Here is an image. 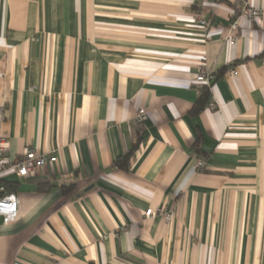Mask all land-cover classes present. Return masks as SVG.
Here are the masks:
<instances>
[{
  "label": "crops",
  "instance_id": "crops-1",
  "mask_svg": "<svg viewBox=\"0 0 264 264\" xmlns=\"http://www.w3.org/2000/svg\"><path fill=\"white\" fill-rule=\"evenodd\" d=\"M245 2L264 10L0 0L7 156L58 155L8 176L18 216H0V264H264V14L239 18ZM129 152L130 169L115 168Z\"/></svg>",
  "mask_w": 264,
  "mask_h": 264
},
{
  "label": "built area",
  "instance_id": "built-area-1",
  "mask_svg": "<svg viewBox=\"0 0 264 264\" xmlns=\"http://www.w3.org/2000/svg\"><path fill=\"white\" fill-rule=\"evenodd\" d=\"M264 14V10L254 8L245 2L240 7L238 14L239 18L260 19ZM200 23L205 24L204 20L200 19ZM236 24V23H235ZM231 44L235 42V38L230 40ZM232 75H237L236 68L230 69ZM215 78L213 73H201L197 81L199 83H210ZM212 108L215 106L213 103L210 105ZM138 119L145 121L147 119V113L144 108H141L138 112ZM7 138L0 133V216L3 218L4 223H10L18 216V204L19 199L15 193L9 191L5 182L8 181V176L11 173L16 174L18 177H28L31 174L37 173L43 167L49 164H53L58 160L56 153L43 152L36 148H29L19 157L10 159L7 156L8 147L6 145ZM205 161L198 159L196 162L197 168H204ZM153 209H148L145 212L147 217L154 215Z\"/></svg>",
  "mask_w": 264,
  "mask_h": 264
},
{
  "label": "trees",
  "instance_id": "trees-1",
  "mask_svg": "<svg viewBox=\"0 0 264 264\" xmlns=\"http://www.w3.org/2000/svg\"><path fill=\"white\" fill-rule=\"evenodd\" d=\"M209 99H210V89H209V87L204 86L200 91L199 97L195 103V106H194L192 112L199 113L201 110H203L204 107L208 104ZM195 149L198 152L200 151L197 143L195 144ZM130 154H131V152H129L125 155L119 156L115 160V163H114L115 168L121 169L124 171H128L130 169V164H129ZM5 185L7 186L9 191L14 190V188H15L13 183H11L9 181H6ZM73 188H74L73 184H71L70 186H65L62 188V192L64 194L69 193Z\"/></svg>",
  "mask_w": 264,
  "mask_h": 264
}]
</instances>
